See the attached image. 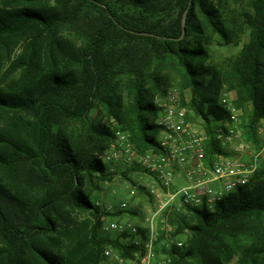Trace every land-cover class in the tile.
Instances as JSON below:
<instances>
[{"label": "trees", "instance_id": "16d2710c", "mask_svg": "<svg viewBox=\"0 0 264 264\" xmlns=\"http://www.w3.org/2000/svg\"><path fill=\"white\" fill-rule=\"evenodd\" d=\"M249 40L225 70L206 46ZM203 121L209 161L219 94L237 92L245 138L264 120V0H0V264H100L111 243L92 199L111 180L112 119L159 149L155 98L173 87ZM93 109L97 110L92 116ZM194 119V118H193ZM172 264H264V163L214 210L188 207ZM183 211V212H184Z\"/></svg>", "mask_w": 264, "mask_h": 264}, {"label": "built area", "instance_id": "2783aa9c", "mask_svg": "<svg viewBox=\"0 0 264 264\" xmlns=\"http://www.w3.org/2000/svg\"><path fill=\"white\" fill-rule=\"evenodd\" d=\"M187 100L176 87H169L164 95L155 98L156 123L161 126L158 151L139 152L131 142L130 132L118 127L110 149L101 155L105 163H136L154 178L148 190L158 201L155 216L174 206L177 210L188 207L214 210L229 193L248 184L264 163V140L257 148L246 140L243 111L236 104L235 91L224 88L219 94L224 114L215 122L213 135L220 141L223 152L214 153L211 161L206 155L209 137L203 121H194L195 114L186 104ZM112 124L117 122L112 119ZM180 179L186 183L180 185ZM134 193L132 190L131 194ZM121 206L126 207L127 202ZM154 218L140 254L136 252L134 258H126L110 247L104 250L100 264H172L169 254L156 259ZM102 228L113 233H138L136 226L118 221H103ZM176 244L180 247L183 242Z\"/></svg>", "mask_w": 264, "mask_h": 264}, {"label": "rangeland", "instance_id": "374dc122", "mask_svg": "<svg viewBox=\"0 0 264 264\" xmlns=\"http://www.w3.org/2000/svg\"><path fill=\"white\" fill-rule=\"evenodd\" d=\"M249 40V28L246 29L238 43H231L228 45H218L216 43L206 46L207 59L206 64L215 67L219 70H225L229 63L240 53L243 45ZM173 87H176L183 98H189L187 90L181 91L178 88L177 79L173 75ZM230 89L224 86L222 89ZM232 90V89H230ZM235 91V90H233ZM236 95L237 92L235 91ZM238 98V96H237ZM243 111V119H247L246 110L240 106ZM96 109H93L91 114L95 116ZM194 121L200 122L199 118L194 117ZM114 130L118 129L120 125L112 124ZM121 128V127H120ZM246 131V129H245ZM257 142L251 141L253 146L257 148L261 141L264 140V120L260 121L257 125ZM109 171L112 173L111 180L102 181L100 188L93 191L91 199L99 205L103 211L101 221H118L124 224H132L137 227V234H130L127 231L122 233L106 232L103 228L102 233L107 237L118 238L126 247L135 246L130 255L124 256L123 250L111 243L104 245L106 248H113L120 252L126 258H134L135 253L141 252V244L148 239L150 233V224L154 218V227L156 232L155 241V255L156 259H161L164 255L169 254L177 241L186 243L189 237L188 224L192 223V214L186 210H177L176 207H171L158 216L156 215L158 209V201L151 195L148 190V184L154 178L141 168L136 163L128 164L124 161H115L107 163ZM180 185L186 183L185 179L179 180ZM135 190L134 194L131 191ZM99 202V204H97ZM127 202L126 207H122L121 203ZM184 211V212H183ZM138 241L136 245L134 242ZM177 245V244H176ZM103 250V252H104ZM103 254V253H102ZM103 258V255H102ZM238 256H235L227 264H237Z\"/></svg>", "mask_w": 264, "mask_h": 264}, {"label": "water", "instance_id": "95a60500", "mask_svg": "<svg viewBox=\"0 0 264 264\" xmlns=\"http://www.w3.org/2000/svg\"><path fill=\"white\" fill-rule=\"evenodd\" d=\"M196 163V162H195Z\"/></svg>", "mask_w": 264, "mask_h": 264}]
</instances>
